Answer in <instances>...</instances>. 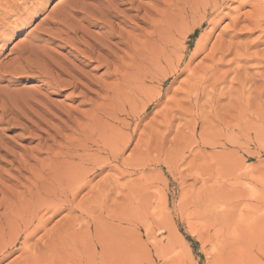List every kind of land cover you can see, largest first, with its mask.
Wrapping results in <instances>:
<instances>
[{
  "label": "rangeland",
  "instance_id": "obj_1",
  "mask_svg": "<svg viewBox=\"0 0 264 264\" xmlns=\"http://www.w3.org/2000/svg\"><path fill=\"white\" fill-rule=\"evenodd\" d=\"M61 1L0 65L17 67L36 45L97 89L114 88L57 94L28 76L3 88L31 92L37 106L25 132L0 120V252L18 247V264H258L264 0H103L120 13L113 29L129 36L114 47L123 71L113 79L50 35L57 19L86 26L75 1L92 12L103 1Z\"/></svg>",
  "mask_w": 264,
  "mask_h": 264
},
{
  "label": "bare ground",
  "instance_id": "obj_2",
  "mask_svg": "<svg viewBox=\"0 0 264 264\" xmlns=\"http://www.w3.org/2000/svg\"><path fill=\"white\" fill-rule=\"evenodd\" d=\"M15 1L16 3L17 1L20 2V0H9L7 1V3H5V5H7V11L5 5L0 6V10H2V13L8 12V9L10 11V13L8 12V14L16 13L18 6L16 5V3H14ZM64 1L65 0H62L61 2ZM82 2L83 1H75L72 7L74 8L73 11L75 15L82 14L81 22L85 23L86 26L81 27L79 25L78 27V24H74L71 16L68 19L65 18L66 20L57 19L55 22H53V26L56 25L59 27L58 33H55L56 35L50 33V35H52V38H59L61 41L65 42L64 44L69 45L72 51L71 53L73 55V58L75 60L79 59L77 62H80L82 66L84 64H97L106 70V75L108 77H111L112 79L118 77L120 72L119 70H122L123 58L118 60V55L116 54L117 49H114V47L120 45H124L125 48L128 47V38L126 37L129 36L124 34V32H116L110 23L111 21L109 20H118L120 13L111 6L112 4H110V2H101V8H98L97 11L93 12L91 11L92 9H89L90 7L87 8V4L84 5L85 3L83 4ZM99 24L101 25L100 29H103L104 32L102 31L99 35L92 34L91 32L89 33L88 28H95ZM27 48L28 49H22L18 55H23L28 52V57L22 58L21 56L18 61H16L18 62L17 67H13V64L11 63L10 65L6 66L0 65V73L7 72L12 77L28 76L33 80L41 79L44 85L52 89V91L56 92L57 94L61 92V88H63L62 91H64V88L69 87L68 89H71L73 91L82 88L85 91L86 95V93H90L92 87H97V85L94 84L91 80L83 77L81 73L70 68H65L64 65H62L60 62H55L52 57L49 56L48 52L42 47L29 45ZM119 57L121 58V56ZM118 64H120V67H118ZM119 77L121 78V75ZM126 79L128 78L126 77ZM113 88L114 87L109 84L101 88L98 87V89H96L105 92L107 95H110ZM34 97V94H32L31 92L15 94L13 92L0 89L1 122L5 125H9L10 122L12 123L13 119L14 121H16V123L24 122V132L27 129L29 130L30 128H32V126L30 125L31 120L29 119L30 111L32 110L29 106H37V102ZM96 97L97 96H95V98ZM47 149L49 148H44V152H49V150ZM48 152L45 153L48 154Z\"/></svg>",
  "mask_w": 264,
  "mask_h": 264
},
{
  "label": "snow or ice",
  "instance_id": "obj_3",
  "mask_svg": "<svg viewBox=\"0 0 264 264\" xmlns=\"http://www.w3.org/2000/svg\"><path fill=\"white\" fill-rule=\"evenodd\" d=\"M55 0H21L17 11L13 15L4 16L0 19V43H5L6 46L0 52V61L4 59V54L12 47L17 40L25 36V34L32 28V26L39 21L44 13L52 7ZM230 7L229 3H225L223 8ZM242 7L247 8L248 5L244 4ZM226 19V17H225ZM251 31V29H249ZM199 57H197L198 59ZM24 77H12L7 72L0 73V89L11 88L18 83H24ZM31 84L33 81H26ZM108 169L105 168L104 171ZM68 208L62 209L59 214L67 212ZM18 247H9L0 252V264H18L14 259L17 256ZM255 254V253H254ZM198 264H203L201 258ZM258 264H264V252L259 254Z\"/></svg>",
  "mask_w": 264,
  "mask_h": 264
}]
</instances>
